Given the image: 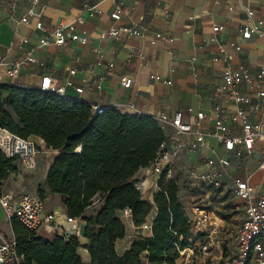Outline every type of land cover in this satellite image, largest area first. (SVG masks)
<instances>
[{
    "label": "crops",
    "instance_id": "crops-1",
    "mask_svg": "<svg viewBox=\"0 0 264 264\" xmlns=\"http://www.w3.org/2000/svg\"><path fill=\"white\" fill-rule=\"evenodd\" d=\"M118 2H121V17L115 21L109 14ZM262 3L264 0L251 2L257 14L261 12ZM228 4H232V10H228ZM246 4V0H40L34 5L32 0H0V57L6 62H11L24 57L27 50L32 49L35 58L34 62L25 63L17 77L12 79L6 77L2 66L0 83L37 87L41 76L49 75L58 85L70 79L75 85L83 88L81 94L67 88L68 96L89 104L113 107L121 113L155 116L159 112L171 114L181 110L183 120L191 122L195 112L202 111L205 117L198 128L207 134L204 144L197 150L181 149L175 164L178 161L184 162L180 165L182 172L191 168L202 170L206 168V158L225 155L230 160L228 174L223 178L220 187L209 188V192L216 194L226 180L232 185V179L240 177L247 180L253 186L254 194L259 196L264 193V169L260 166L264 141L256 140L250 155L235 158L224 150L221 141L210 134L215 118L212 108L216 103L221 105L226 115L239 111L246 113L251 121H261L264 134V112L256 110L252 104H235L220 94L218 88L222 72L228 64L216 56V44L208 42L212 27L221 24L223 29L216 33L217 40L230 49L232 43L241 44V50L233 52L231 65L242 63L251 71L264 66V34L253 35L249 40L240 38L239 27L245 20L243 6ZM41 6L43 8L40 20L46 31L37 30L35 28L37 18L27 15L30 8L39 10ZM24 15L28 17L26 23L20 21ZM77 17L82 18V22L76 21L75 26L78 31L85 32L87 36L85 44L67 40L62 45L49 43L36 47L58 21L68 23L75 21ZM132 24L139 30L145 29V32L131 35L121 31L117 38L107 35L101 37V33L113 25L126 28ZM156 32L163 34L165 38L152 43ZM24 38L28 39V43L20 47ZM71 69L74 70L73 74L70 73ZM151 74H158L171 83L155 81L150 78ZM123 76L131 80L129 87L121 85L120 78ZM241 90L255 96L254 90L246 85L241 86ZM188 107H192V113L187 111ZM165 131L169 134L168 130ZM229 133L234 136L240 135L239 124L231 122ZM33 138L38 146L39 143L45 146L42 139L36 136ZM192 138V134L171 133L166 139L167 147H172L176 139L186 141ZM46 150L49 159L43 164L39 178L37 176L31 178L29 189H23L21 185L5 189L2 186L3 180L0 195L6 194L16 198L26 192L37 193V186L40 185L39 188L45 194L43 198L45 211L56 214V224L66 225L62 196L51 193L45 179L49 163L57 150L51 148ZM186 159H189L188 166L185 164ZM16 161L20 164L18 160ZM36 166L37 168L40 166L39 162H36L34 168ZM134 177L141 185L142 198L152 203L153 194L158 189V176L147 166L139 168ZM215 189L219 191H214ZM181 195L183 194L178 191L183 204ZM189 212L191 215L190 207ZM116 215L124 221L126 229L124 237L115 242V249L120 254L136 238L134 231L136 227L130 212L118 210ZM84 225L85 222H82L81 226ZM197 225L199 224H191L189 237L191 244L180 252L184 255L177 258V264L180 263L179 259L183 260L185 257L187 259L185 264L204 262V258L195 257L193 254L195 242L198 240L196 234L201 232L205 238H209L217 227L208 231L199 229ZM0 233L8 239L14 238L11 224L5 219L1 207ZM37 234L46 238L53 237V234L45 233L42 228ZM234 243L235 241L232 249ZM79 244L77 252L82 262L90 264L91 258L86 249L88 239L80 236ZM193 259H198V262L193 263ZM212 261V264L218 262L217 258Z\"/></svg>",
    "mask_w": 264,
    "mask_h": 264
},
{
    "label": "trees",
    "instance_id": "trees-1",
    "mask_svg": "<svg viewBox=\"0 0 264 264\" xmlns=\"http://www.w3.org/2000/svg\"><path fill=\"white\" fill-rule=\"evenodd\" d=\"M91 106L68 95L0 83V126L21 137H39L46 148L57 150L46 184L62 196L67 215L85 222L82 234L88 239L90 264H177L180 252L191 244V222L178 196V181L161 174L150 203L135 187L134 177L155 158L166 131L153 116L113 107L95 114ZM14 161L0 152V185L16 171ZM37 194L45 196L39 186ZM97 202L100 207L86 215ZM153 208L149 234L137 235L119 254L115 242L126 229L116 212L129 209L139 227ZM10 224L22 264H84L78 237L46 238L15 218Z\"/></svg>",
    "mask_w": 264,
    "mask_h": 264
},
{
    "label": "built area",
    "instance_id": "built-area-1",
    "mask_svg": "<svg viewBox=\"0 0 264 264\" xmlns=\"http://www.w3.org/2000/svg\"><path fill=\"white\" fill-rule=\"evenodd\" d=\"M40 0H32L33 4H37ZM247 4L243 6L245 20L240 24L239 32L242 40H249L253 35L262 36L264 34V3L260 14L251 6L252 0H246ZM30 8L27 15L37 18L35 28L40 31H46L42 24L41 10ZM228 10H232V4H228ZM93 9V8H92ZM92 12H90L91 14ZM27 15L20 18L21 22H28ZM110 18L117 21L121 17V2L115 4V7L110 12ZM82 22L81 17H77L75 21L64 23L58 21L54 27L48 30V35L36 47H41L49 43L56 45L65 44L67 40L77 41L81 44L87 42V36L84 31L80 32L76 29L75 22ZM223 29V25L215 24L212 27V34L208 42L216 44V56L219 60L228 65L224 68L219 85V92L226 99H230L235 104H252L256 110L264 112V66L255 71H251L245 64L239 63L231 65L230 62L234 56L233 52L241 50L240 43H232L228 48L227 45L220 43L215 37L216 33ZM121 31L128 32L131 35H139L145 32V29L139 30L135 24L128 27L111 26L107 31L101 33V37L112 36L117 38ZM164 35L156 32L154 43L157 39H164ZM205 42L207 40H204ZM28 43V39H22L21 46ZM32 49L27 50L24 57L15 61L6 62L3 57H0V68L4 66L6 77L16 78L20 68L27 62H34L35 58ZM73 74L74 70L71 69ZM150 78L155 81H161L165 84H170L171 81L163 79L158 74H151ZM120 83L124 87L131 85V80L126 76L120 78ZM246 85L254 90V95L243 93L241 86ZM42 91H49L60 96H67V88H71L77 94L83 92L81 86H77L72 80L67 79L64 84L58 85L52 80L49 75H42L40 83L36 87ZM254 97V98H253ZM92 110L96 113H101L108 106H100L92 104ZM189 113L193 112L192 107H188ZM212 111L215 113L211 135L222 142L225 151L230 152L235 158H242L250 155L254 148L256 140L264 141L262 133L263 123L261 121H251L244 112H236L226 115L220 104L213 105ZM154 119L171 133L192 134L190 140L176 139L172 147H167V141H163L155 158L148 165L152 173L159 178L161 174H165L166 178H173L172 171L175 160L178 157L179 151L183 148L187 150H197L205 141L206 133L199 129L201 121L205 117V113L197 111L194 114L193 120L187 122L183 120V113L177 110L171 114L159 112ZM239 124L241 134L238 136L229 133L230 124ZM167 139V138H166ZM263 157L260 166L264 169V146ZM0 152L7 158H15L26 169H32L35 166L36 158L39 153L37 142L31 137H21L20 135L11 132L7 128L0 126ZM206 168L198 170L191 168L184 171L185 178L191 184H200L207 188H218L221 186L222 180L227 176V168L230 166V160L225 155L217 157H209L205 160ZM147 167V166H146ZM135 187L141 189L140 183L136 182ZM232 191L235 196L243 201L244 217L236 225L234 231V247L231 255L224 261L223 264H264V193L256 196L253 186L245 179L234 177L232 179ZM0 207L3 210L5 219L11 221L13 218L21 222L26 228L38 231L40 228L45 233L63 236L65 238L83 236L82 222L80 217H74L65 214L64 221L66 225L56 224V214L54 212H46L44 199L35 192H26L18 195L16 198H11L6 194L0 195ZM130 212L129 209H125ZM192 214L187 212V216L191 224L206 225L209 222L208 212L199 205L194 204L190 207ZM142 227L150 229V225L146 222ZM215 227V226H214ZM210 240H206L200 251H208L207 245ZM196 247L194 248V250ZM23 257L16 252V242L14 238L8 239L0 233V264H22Z\"/></svg>",
    "mask_w": 264,
    "mask_h": 264
},
{
    "label": "rangeland",
    "instance_id": "rangeland-1",
    "mask_svg": "<svg viewBox=\"0 0 264 264\" xmlns=\"http://www.w3.org/2000/svg\"><path fill=\"white\" fill-rule=\"evenodd\" d=\"M48 159L49 154L46 150V146H44L43 143H39V153L36 158V160L39 161L36 162H39L40 166L38 168L36 166V168L34 169H26L21 166V164L17 163V161H14L16 171L13 172L14 175L9 174V176L3 181L2 186L5 189H13L21 185L20 187H22L23 189H29L31 187V178L35 176L39 178L43 164H45ZM182 164H184V162L182 163L181 161H178L175 164V167L172 171V177H174L178 181V191L183 194L181 195L183 205L186 206L187 212H189V207L194 204L199 205L201 208L205 209L208 212V215L210 217L209 222L206 225H197L199 229L211 231L214 226L217 227L215 232L212 233L211 237L209 238H205V235H203V233L201 232H198L196 234V239L198 240L195 242L196 249L193 250V254L195 257L204 258V262L201 264H212V260L216 258L218 262L213 264H223L224 261L231 255L232 245L234 241V229L244 215L242 201L233 194L232 185L229 180H226L224 182L223 186L220 188V191L216 194L210 193L209 188L204 187L200 184H191L185 178L182 169H180V165ZM185 164L187 166L190 164L189 159H186ZM33 171L35 172L33 173ZM98 206L99 203H95L93 206L87 209L85 214H93L97 210ZM123 211L124 210H122V212ZM154 211L155 209L153 208L148 214L147 223H149L152 216L154 215ZM122 222L124 223V221ZM135 227L136 228L134 229V231H136V236L143 233L147 235L149 233V229L147 227ZM207 239L211 242L209 245H207L208 251L204 253L200 251V248L203 246L204 242ZM183 255L180 253L179 257H183ZM197 260L198 259H193V263L198 262ZM186 261V257L183 260H178V262H180L179 264H185Z\"/></svg>",
    "mask_w": 264,
    "mask_h": 264
}]
</instances>
